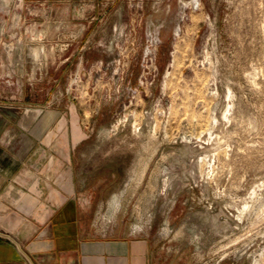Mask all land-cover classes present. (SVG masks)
<instances>
[{
	"label": "rangeland",
	"instance_id": "rangeland-1",
	"mask_svg": "<svg viewBox=\"0 0 264 264\" xmlns=\"http://www.w3.org/2000/svg\"><path fill=\"white\" fill-rule=\"evenodd\" d=\"M0 111L102 227L264 264V0H0Z\"/></svg>",
	"mask_w": 264,
	"mask_h": 264
},
{
	"label": "crops",
	"instance_id": "crops-1",
	"mask_svg": "<svg viewBox=\"0 0 264 264\" xmlns=\"http://www.w3.org/2000/svg\"><path fill=\"white\" fill-rule=\"evenodd\" d=\"M20 123L0 111V264H180L146 234L99 225L86 185L39 174Z\"/></svg>",
	"mask_w": 264,
	"mask_h": 264
},
{
	"label": "bare ground",
	"instance_id": "bare-ground-1",
	"mask_svg": "<svg viewBox=\"0 0 264 264\" xmlns=\"http://www.w3.org/2000/svg\"><path fill=\"white\" fill-rule=\"evenodd\" d=\"M19 43V42H18ZM36 47V46H35ZM38 47V46H37ZM37 49V48H36ZM40 49H42L41 47H40ZM35 52V51H34ZM41 52V51H40ZM38 53V52H37ZM35 54H36V52H35ZM116 200H114V202H115ZM114 202H113V204H114ZM115 204H116V202H115ZM115 204H114V206H115ZM113 213V212H112Z\"/></svg>",
	"mask_w": 264,
	"mask_h": 264
}]
</instances>
